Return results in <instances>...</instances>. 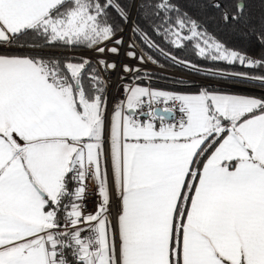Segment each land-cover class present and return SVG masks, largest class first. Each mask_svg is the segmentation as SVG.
<instances>
[{
	"label": "snow or ice",
	"instance_id": "6c2138e0",
	"mask_svg": "<svg viewBox=\"0 0 264 264\" xmlns=\"http://www.w3.org/2000/svg\"><path fill=\"white\" fill-rule=\"evenodd\" d=\"M211 7L264 48V17L253 25L245 0ZM165 24L177 48L195 40L201 57L264 70V54L228 48L172 0H0V264H264V97L128 84L108 114L102 72L117 68L106 56L121 55L126 30L125 56L156 63L133 50L138 37L202 71L152 40L146 28ZM56 44L97 58L40 54ZM89 178L100 200L86 213Z\"/></svg>",
	"mask_w": 264,
	"mask_h": 264
},
{
	"label": "trees",
	"instance_id": "16d2710c",
	"mask_svg": "<svg viewBox=\"0 0 264 264\" xmlns=\"http://www.w3.org/2000/svg\"><path fill=\"white\" fill-rule=\"evenodd\" d=\"M149 4H153L158 2V0H147ZM214 2H221V0H172V3L176 4L181 12H186L190 17L197 19L204 28L207 29L208 33L214 35L219 41H222L226 44L228 48L238 50L241 53L247 54L248 56L254 58H260L262 54H264V48L256 41L255 37L251 36L247 33V29L241 25H224L220 20V12L215 8L211 7V4ZM248 5V10L252 18V23L256 27H259V22L261 17H264V5L261 4V0H245ZM222 3L228 7L230 10H235V0H222ZM137 13L134 10L133 16H136ZM165 15L161 13V16ZM168 16L172 18L174 22L177 19L176 13H168ZM143 23V19L141 20ZM160 20H155L154 24L161 25ZM169 25H162L160 27L159 33L153 31L151 28H146L151 36L152 40L159 45L160 48L164 49L165 52L169 53L172 56H176L181 60H187L192 64L198 65L202 71L195 72L192 69H185L180 66H175L173 62L169 59L168 56L163 55L156 48L149 49L146 44L140 40L138 37L136 38V47L139 52L146 56H152V61H147L149 64L165 69L167 71H172L179 73L181 76H177L171 73L159 72L156 70H141L139 72H134V74L129 78L130 82H135L140 79L138 84L148 85V82L145 80L147 77H152L155 81L151 83L150 88L152 89H162V90H190L196 91L201 89V87H205L207 85H203L204 83L197 82L194 80H189L184 78L185 75L196 76L202 79H209L217 82L218 84H229L230 87L216 85V86H208L210 88H214L219 91H230V92H238L244 94H255L261 95V89H264V85L259 83L254 84H242L239 80H234L230 78L227 74L232 72H244L248 73L251 76H259L264 75V70L257 68H249L246 66H242L239 63L229 64L226 61H213L207 57H201L198 54V49L195 48L196 41H186L185 46L183 48H177L175 45L171 43V40L174 37L171 35L164 34V28ZM187 34V29H185V33ZM51 50V49H67L69 51H86L83 48L76 49H68L59 44L49 46L47 48H43V50ZM40 54L44 56H53V57H71L76 55L69 54H55L49 52H42ZM79 57V56H77ZM74 62H79L78 60ZM208 69L219 70L225 73L223 77H212L206 74ZM139 77V78H137ZM237 85H240L237 86ZM264 94V93H263ZM105 95L107 97V87L105 91ZM211 151V149L209 150ZM207 155V154H206Z\"/></svg>",
	"mask_w": 264,
	"mask_h": 264
},
{
	"label": "built area",
	"instance_id": "2783aa9c",
	"mask_svg": "<svg viewBox=\"0 0 264 264\" xmlns=\"http://www.w3.org/2000/svg\"><path fill=\"white\" fill-rule=\"evenodd\" d=\"M123 38H124V45L121 49V55L116 57V56H110L107 55L106 58L109 61L112 60H116L118 63V66L115 70H106L102 72V75L104 77L105 80H107L108 84H107V89H108V94H107V110H108V114H110L113 106L122 101L125 100L126 96H127V92L125 90L124 85H136L140 82V79L136 80L135 82H130L129 78L134 74V72H131L129 74L124 75V73L122 72V64L123 61L126 62V64H132L130 62H134L135 60H127L124 58V52L127 51L129 49V47L127 46L128 44V40L130 39V33L127 31L126 33H123ZM132 41V39H131ZM111 46V45H109ZM133 50L139 52V50L137 49V47H135ZM140 53V52H139ZM67 54L69 55H76V56H84V57H88L91 58L93 60H95L96 54L92 51H67ZM143 68L145 69H151V70H156L159 72H165L168 73L169 71L162 69V68H158L155 67L151 64H149L148 62H146V64L142 65ZM102 67V66H101ZM145 69H141V70H145ZM192 79L194 81L197 82H201L204 83L203 85H207V86H216V85H222V86H226V87H230L229 84H218L217 82L213 81V80H209V79H202L200 77H192ZM145 80L148 82V85L150 86L152 82H154L155 80L152 77H147L145 78ZM158 107L164 108V107H168V108H173L174 109V116L176 118H178L180 116V113L178 111H175V105L172 103H168V104H163L160 103L159 105H156ZM169 122H174V120L170 119ZM88 183L91 185L87 191H86V199L84 200V205H85V212H95L100 197L97 195V188H96V184L95 182L89 178ZM70 187H74V185H70ZM118 211V205H117V198L115 196V193H113V200H112V205H111V213H112V217L113 219H115L116 213Z\"/></svg>",
	"mask_w": 264,
	"mask_h": 264
},
{
	"label": "rangeland",
	"instance_id": "374dc122",
	"mask_svg": "<svg viewBox=\"0 0 264 264\" xmlns=\"http://www.w3.org/2000/svg\"><path fill=\"white\" fill-rule=\"evenodd\" d=\"M132 42H131V39H129L128 40V44H127V46L129 47V44H131ZM129 50V49H128ZM40 51H42V52H49V53H55V54H67V51H69V50H67V49H51V50H43V49H41ZM137 52V51H136ZM137 55H141V53H139V52H137ZM124 58L125 59H127V60H135L134 62H130V63H132V64H129L128 63V65L130 66V67H132L133 69H136V68H139V69H145V68H143V64L145 65L146 64V62L147 61H144V62H141V61H139L138 59H135V58H132V57H128V56H126L125 57V55H124ZM136 63V64H135ZM123 64H126V62L125 61H123ZM122 64V65H123ZM145 70H148V69H145ZM122 72L124 73V75H126V74H129V73H131V72H128V73H126V72H124V70H123V68H122ZM133 72H135V71H133ZM165 73V72H164ZM168 73H171V74H175V75H177V76H181L179 73H176V72H172V71H169ZM192 77H196V76H188V75H185L184 76V78H187V79H189V80H193L192 79ZM146 86V85H145ZM237 86H239L240 87V85H237ZM203 87H201V89H202ZM201 89H199V90H201ZM168 91H171V92H179V93H197L198 92V90H196V91H190V90H168ZM259 91H261V92H263L264 93V89H261V90H259ZM224 92H227V93H232V94H242V95H250V96H256V97H264V94L263 93H261V95L259 94V95H255V94H244V93H238V92H230V91H224Z\"/></svg>",
	"mask_w": 264,
	"mask_h": 264
},
{
	"label": "crops",
	"instance_id": "0c3cea01",
	"mask_svg": "<svg viewBox=\"0 0 264 264\" xmlns=\"http://www.w3.org/2000/svg\"><path fill=\"white\" fill-rule=\"evenodd\" d=\"M132 42V41H131ZM126 57V56H125ZM136 72V71H135ZM139 85H141V86H145V85H143V84H139ZM145 87H149L150 88V86L149 85H147V86H145ZM152 89V88H151ZM158 90H162V89H158ZM165 91H167V90H165ZM107 94H108V89H107ZM106 99H107V97H106ZM114 107V106H113ZM112 111H113V108H112V110H111V112H110V114L109 115H111V113H112ZM109 177L111 178V172H109Z\"/></svg>",
	"mask_w": 264,
	"mask_h": 264
},
{
	"label": "water",
	"instance_id": "95a60500",
	"mask_svg": "<svg viewBox=\"0 0 264 264\" xmlns=\"http://www.w3.org/2000/svg\"><path fill=\"white\" fill-rule=\"evenodd\" d=\"M127 32V30L125 31V33ZM171 119V118H170Z\"/></svg>",
	"mask_w": 264,
	"mask_h": 264
},
{
	"label": "bare ground",
	"instance_id": "6f19581e",
	"mask_svg": "<svg viewBox=\"0 0 264 264\" xmlns=\"http://www.w3.org/2000/svg\"><path fill=\"white\" fill-rule=\"evenodd\" d=\"M129 32V31H128ZM136 64V63H135Z\"/></svg>",
	"mask_w": 264,
	"mask_h": 264
}]
</instances>
